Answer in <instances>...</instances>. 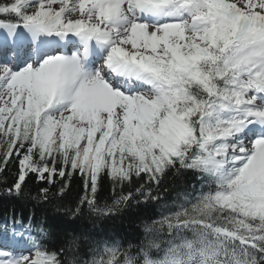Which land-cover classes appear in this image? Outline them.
<instances>
[{"label":"snow or ice","instance_id":"obj_1","mask_svg":"<svg viewBox=\"0 0 264 264\" xmlns=\"http://www.w3.org/2000/svg\"><path fill=\"white\" fill-rule=\"evenodd\" d=\"M0 150L10 195L80 176L93 226L169 173L199 183L126 247L13 215L0 264H264V0H0Z\"/></svg>","mask_w":264,"mask_h":264},{"label":"trees","instance_id":"obj_2","mask_svg":"<svg viewBox=\"0 0 264 264\" xmlns=\"http://www.w3.org/2000/svg\"><path fill=\"white\" fill-rule=\"evenodd\" d=\"M17 171L16 165L10 162L4 171L0 172V217L4 218L9 214L21 215L23 218L33 217L34 224L41 222V224L46 225L57 239L69 229H89L97 235L120 238L125 247L129 241L133 244L139 243L144 235V221L158 218L161 203L175 201L178 194L187 192L190 184L196 179L191 172L169 173L161 182L160 194L163 200L159 202L149 201L148 203L133 201L128 207L122 208L115 215L97 221L93 226L92 221L87 216L73 219L70 215L69 210L76 206L80 196L83 195V181L80 176L74 175L72 177L62 196L52 195L45 202L39 198L40 188L48 187L51 193H58L63 181L57 180L55 184L50 185L38 181L33 175H29L22 186L23 194L20 196L10 195L6 190L15 182ZM101 183L100 196L102 200H108L111 203L113 198L112 182L105 176L102 177ZM138 186L139 182L132 186H125L124 191L125 193L134 192ZM153 190L156 191L155 186Z\"/></svg>","mask_w":264,"mask_h":264},{"label":"bare ground","instance_id":"obj_3","mask_svg":"<svg viewBox=\"0 0 264 264\" xmlns=\"http://www.w3.org/2000/svg\"><path fill=\"white\" fill-rule=\"evenodd\" d=\"M16 215H17V214H16ZM28 218H29V217H27V220H28ZM32 220H33V218H32ZM35 221H37L36 218H35Z\"/></svg>","mask_w":264,"mask_h":264},{"label":"rangeland","instance_id":"obj_4","mask_svg":"<svg viewBox=\"0 0 264 264\" xmlns=\"http://www.w3.org/2000/svg\"><path fill=\"white\" fill-rule=\"evenodd\" d=\"M0 219H1V217H0Z\"/></svg>","mask_w":264,"mask_h":264}]
</instances>
